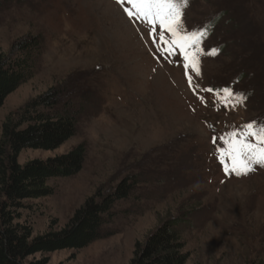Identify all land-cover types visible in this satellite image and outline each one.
I'll return each instance as SVG.
<instances>
[{"label":"rangeland","instance_id":"rangeland-1","mask_svg":"<svg viewBox=\"0 0 264 264\" xmlns=\"http://www.w3.org/2000/svg\"><path fill=\"white\" fill-rule=\"evenodd\" d=\"M123 7L117 0H1L0 55L16 60L28 54L22 44H36L30 78L0 111V138L10 113L51 91L59 103L49 111L76 114V133L56 150H23L19 162L86 146L82 171L49 180L53 193L24 200L17 221L44 235L65 227L89 198L132 186L115 202L102 238L30 260L129 264L151 235L183 220L185 264H264V167L226 174L214 151L223 141L212 140L264 123V0H190L184 25L206 32L200 75L185 70L178 51L158 52L149 25ZM225 87L234 95L221 103L217 90Z\"/></svg>","mask_w":264,"mask_h":264},{"label":"trees","instance_id":"trees-1","mask_svg":"<svg viewBox=\"0 0 264 264\" xmlns=\"http://www.w3.org/2000/svg\"><path fill=\"white\" fill-rule=\"evenodd\" d=\"M1 3V0H0ZM35 41H26L24 57L14 60L0 55V111L9 95L30 76V56ZM58 97L48 91L10 113L3 123L0 138V264H49V258L30 260L36 254L63 249L80 250L103 237V226L117 200L127 198L132 186L123 183L101 200L89 198L76 210L69 223L57 231L33 236L32 227L18 222L26 199L49 196V180L71 177L82 171L85 144L45 160L34 159L22 165L19 156L25 149L56 150L76 133L77 117L69 109L51 111ZM183 221V220H181ZM181 221L161 227L145 245L135 251L129 264H185Z\"/></svg>","mask_w":264,"mask_h":264},{"label":"snow or ice","instance_id":"snow-or-ice-1","mask_svg":"<svg viewBox=\"0 0 264 264\" xmlns=\"http://www.w3.org/2000/svg\"><path fill=\"white\" fill-rule=\"evenodd\" d=\"M190 0H117L124 6L123 10L129 18L144 21L149 25V35L153 42L157 43V51L162 55L167 53L176 55L177 51L184 59L185 70L191 67L197 75H200L199 60L204 53L202 40L205 31H188L184 25L183 10ZM128 5V6H125ZM157 27L159 37L157 42ZM166 33L168 35H166ZM217 49H212L210 54L215 55ZM192 83V77H188ZM212 92L214 89H205ZM217 91L224 93L221 103H226L233 95L231 88H223ZM243 97L240 93H235ZM203 100V98H200ZM213 143L222 140L224 146L215 148L220 164L226 174L237 176L247 175L255 170V166L264 167V123L249 121L231 132H226L219 137H212Z\"/></svg>","mask_w":264,"mask_h":264}]
</instances>
